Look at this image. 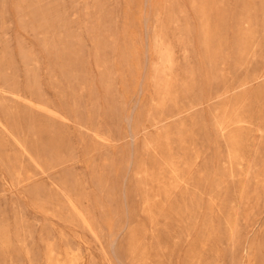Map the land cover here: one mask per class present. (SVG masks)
I'll return each mask as SVG.
<instances>
[{
  "label": "rangeland",
  "instance_id": "1",
  "mask_svg": "<svg viewBox=\"0 0 264 264\" xmlns=\"http://www.w3.org/2000/svg\"><path fill=\"white\" fill-rule=\"evenodd\" d=\"M0 264H264V0H0Z\"/></svg>",
  "mask_w": 264,
  "mask_h": 264
}]
</instances>
